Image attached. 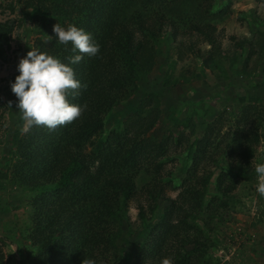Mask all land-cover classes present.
<instances>
[{
	"label": "trees",
	"instance_id": "trees-1",
	"mask_svg": "<svg viewBox=\"0 0 264 264\" xmlns=\"http://www.w3.org/2000/svg\"><path fill=\"white\" fill-rule=\"evenodd\" d=\"M212 5L213 0H0L1 12L18 21L17 37L24 32L26 17L37 24L41 20L36 27L37 51L65 64L80 53L72 51L70 42H58L53 32L56 23L65 29L69 25L84 29L100 46L96 56L84 55L79 63L69 65L82 87L79 95L70 93L68 100L86 105V110L80 119L54 131L45 127H33L28 133L11 131L6 95L16 76L0 82V159L1 146L7 144L11 182L31 194L28 241L35 249L31 264L86 260L118 264V242L123 226L129 224L131 203L141 224L137 230L141 240L135 243V253L128 255L131 264H162L164 259L173 264H214L211 226L227 207L237 178L249 181L253 177L250 160L262 127L258 108L242 107L233 140L223 150L224 170L212 156L220 149L212 133L217 137L219 130L200 124L202 134L193 138L184 156L190 180L177 198L168 196L161 182L163 162L158 157L164 147L147 137L159 112L153 118L139 116L121 131L102 135L105 117L116 107H139L131 104L130 97L155 67L154 44L165 32L175 41L181 35L197 36L212 52L219 50ZM7 31L13 30L0 23V45ZM48 36L52 40L43 42ZM204 161L215 163L218 172L204 167L200 173ZM151 166L153 173L148 170ZM212 179L215 194L206 203ZM0 243L5 245L2 238Z\"/></svg>",
	"mask_w": 264,
	"mask_h": 264
},
{
	"label": "rangeland",
	"instance_id": "rangeland-1",
	"mask_svg": "<svg viewBox=\"0 0 264 264\" xmlns=\"http://www.w3.org/2000/svg\"><path fill=\"white\" fill-rule=\"evenodd\" d=\"M212 7L219 50L212 52L210 46L197 36L181 35L175 41L170 32H165L154 44L155 67L141 78L136 92L130 97L131 104L139 107L137 110L126 109L124 104L116 107L105 117L108 120L102 135L121 131L125 124L139 116L153 118L154 113L159 112L147 137L164 147L158 157V161L163 162L161 182L166 194L177 198L190 180L184 167V156L193 138L202 134L200 124L205 122L219 130L217 137L212 133V141L220 148L218 152L213 151L212 156L219 159L218 165L224 170L227 160L222 156L223 150L233 140L232 133L240 120L242 107L256 106L262 127L250 160L253 177L249 181L237 178L227 207L219 212V219L211 226L213 245L210 254L214 264H264V196L257 192L255 172L256 165L264 163V1L213 0ZM27 19L24 32L17 37V19L0 10V23L13 30L3 34L5 39L0 45L3 56L0 82L18 76L20 59L31 49L37 50L36 27L41 20L37 24L34 19ZM18 47L22 51L15 53ZM6 101L11 102L7 115L10 130H22L24 122L17 108L18 98L11 91L6 95ZM1 149L0 238L5 241V245L0 243L2 264H31L35 254L28 241L31 194L12 184L11 151L7 144ZM214 164L204 161L199 172H203L204 167L218 172ZM148 170L153 173L152 166ZM214 194L212 179L205 202L208 203ZM129 219L118 242V264H131L128 255L135 253V243L141 240L137 235L141 224L134 203L129 207Z\"/></svg>",
	"mask_w": 264,
	"mask_h": 264
},
{
	"label": "clouds",
	"instance_id": "clouds-1",
	"mask_svg": "<svg viewBox=\"0 0 264 264\" xmlns=\"http://www.w3.org/2000/svg\"><path fill=\"white\" fill-rule=\"evenodd\" d=\"M53 32L60 44L67 45L70 42L72 51L80 54L69 57L68 64H65L47 53L31 49L26 57L20 59L19 75L11 85V91L18 98L17 108L24 122L23 133L30 132L33 127L54 131L80 119L86 110V105L70 103L68 100L70 93L79 95L82 87L69 65L79 63L84 55L96 56L100 46L93 41L90 33L74 25L65 29L56 23ZM48 37L45 43L52 40V37ZM255 172L258 177L257 192L264 196V163L257 164ZM82 264H94V261L86 260ZM162 264L173 262L164 259Z\"/></svg>",
	"mask_w": 264,
	"mask_h": 264
}]
</instances>
